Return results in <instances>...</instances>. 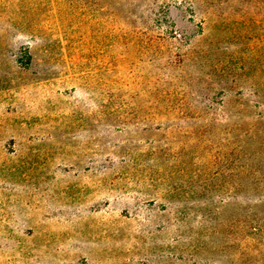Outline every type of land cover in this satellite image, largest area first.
I'll return each mask as SVG.
<instances>
[{"label": "rangeland", "instance_id": "374dc122", "mask_svg": "<svg viewBox=\"0 0 264 264\" xmlns=\"http://www.w3.org/2000/svg\"><path fill=\"white\" fill-rule=\"evenodd\" d=\"M255 114L264 0H0V264H264V207L212 243L197 214L202 147Z\"/></svg>", "mask_w": 264, "mask_h": 264}, {"label": "trees", "instance_id": "16d2710c", "mask_svg": "<svg viewBox=\"0 0 264 264\" xmlns=\"http://www.w3.org/2000/svg\"><path fill=\"white\" fill-rule=\"evenodd\" d=\"M218 119L214 116L207 118L204 127L209 126L211 121V125L215 124V120ZM232 123L234 129L229 133L231 135L228 134V138L223 140L225 143L215 141L213 144L215 148H208L206 145L202 147L207 159L204 158L199 187L206 197L200 200L197 214L198 222L206 232L205 241L208 243L221 237L220 226L223 225L222 217L227 206L237 214L241 211L249 213L255 209L263 210L264 207V138L261 135L264 116L241 115L235 117ZM207 141L213 143L209 139ZM214 169L216 172H211ZM220 186L226 188L223 189V193L233 194H231L232 202L227 203L228 197L221 196L220 191L219 194H211L215 187ZM238 223L235 224L231 245L234 249L232 255L240 259L239 256H243L245 250L255 241L253 242V237L247 235L244 237V234H241L246 220L241 221L240 225ZM249 229L256 232L255 235L264 233V216L258 218L257 214L253 213L250 217ZM207 246V243H204V248Z\"/></svg>", "mask_w": 264, "mask_h": 264}]
</instances>
